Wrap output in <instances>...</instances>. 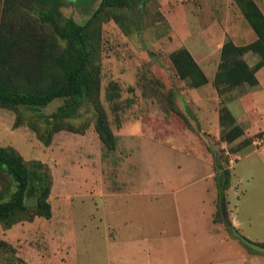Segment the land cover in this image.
I'll return each instance as SVG.
<instances>
[{"label": "rangeland", "instance_id": "obj_1", "mask_svg": "<svg viewBox=\"0 0 264 264\" xmlns=\"http://www.w3.org/2000/svg\"><path fill=\"white\" fill-rule=\"evenodd\" d=\"M98 2L66 0L62 16L83 23ZM135 11L138 29L113 20L100 29L98 93L115 136L113 150L100 141L86 103L70 120L83 132L61 130L49 145L28 120L43 123L62 99L19 108L18 127V111L0 107V146L46 164L52 178L50 218L0 225V264H144L146 244L163 248L161 264H185L186 255L213 263L217 255L210 249L218 242L208 237L214 230L210 189L226 170L232 213L264 208V109L245 102L226 106L225 91L218 93L212 81L223 20L232 13L226 0H146ZM208 21L220 23L217 32L197 37V26L204 29ZM191 43L209 57L204 70L210 83L197 88L179 76L170 57L189 51ZM112 88L118 94L110 91V99ZM220 107H228L243 129L230 143L220 137L226 131L216 121Z\"/></svg>", "mask_w": 264, "mask_h": 264}, {"label": "trees", "instance_id": "obj_2", "mask_svg": "<svg viewBox=\"0 0 264 264\" xmlns=\"http://www.w3.org/2000/svg\"><path fill=\"white\" fill-rule=\"evenodd\" d=\"M145 1L99 0L90 16L78 23L72 17L62 16L61 8L66 0H1L0 107L18 111L14 126L22 123L19 108L37 109L62 99L63 103L43 123L28 120L37 139L49 145L52 136L61 130L83 132L70 120L86 103L93 111L94 129L100 141L106 150H113L115 136L98 93L101 24L113 20L120 26L131 23L138 29L135 8ZM233 1L256 33V39L240 46L230 39L224 41L213 79L218 93L243 83L256 85L255 71L264 65V15L253 0ZM250 50L260 55V61L254 67H249L242 58ZM170 57L179 76L190 78L192 88L208 82L185 48L173 52ZM110 91L117 96L118 91L112 88L108 95L110 99ZM174 111L179 113L177 108ZM218 115L220 126L226 128L220 135L223 141L230 143L243 134L227 108L220 107ZM51 184L46 164L39 160L26 162L14 147L0 146V225L7 229L18 221H30L34 215L50 218L48 196ZM215 184L213 222L223 223L231 233L233 226L228 217L226 198L229 172L216 175ZM257 244L264 247V243ZM2 245L0 242V247Z\"/></svg>", "mask_w": 264, "mask_h": 264}, {"label": "crops", "instance_id": "obj_3", "mask_svg": "<svg viewBox=\"0 0 264 264\" xmlns=\"http://www.w3.org/2000/svg\"><path fill=\"white\" fill-rule=\"evenodd\" d=\"M231 1V2H230ZM256 5L259 7L261 12L264 15V0H253ZM233 3V4H232ZM226 9L232 10V13L226 11V18L223 20V38L219 42L220 48L222 47L225 38L228 37L235 45H246L253 42L256 39V33L249 25L243 14L241 13L238 6L235 4L233 0H226ZM244 19L246 22L244 23ZM215 22H217L215 24ZM218 21H208L205 25L206 27L203 29L204 25L197 26V37L207 36L208 38H212L213 33L217 32L219 27ZM218 36H216L217 38ZM210 40V39H209ZM191 45V48H189ZM188 46L189 52L192 57L195 59L197 64L201 66L204 70V62L209 61V57L207 53L198 50H192V43ZM242 58L248 64L249 67H254L260 61V55L254 51H247L243 54ZM218 63H216L214 68V73L212 77V81L214 79L215 72L217 70ZM207 63L206 66H208ZM212 71V72H213ZM206 75V73H205ZM208 83H210L209 77L206 75ZM255 77L258 81L256 85H249L248 83H243L239 86H236L230 90H227L224 94L225 97L229 99L226 106L228 104H233V106H237L238 103L241 104L246 108L251 106L252 108L256 107L258 109H264V65L259 67L255 71ZM248 100V101H247ZM250 104V105H249ZM228 108V107H227ZM230 111V110H229ZM231 113V111H230ZM219 114V113H218ZM232 114V113H231ZM235 120L237 118L232 114ZM217 123L219 122V115L216 118ZM207 176V175H206ZM232 188V185L228 187L226 190V198L228 201L227 210H228V217L232 224V226L236 229V231L243 237L247 238L251 242L254 243H264V208L263 207H256L251 212L246 213V206L245 208L242 207L240 209L239 217L235 216L232 213V209L229 207V200H228V193L229 190ZM209 189V186H208ZM210 192L213 195L209 200V203L213 205L212 214L210 216L211 224H213L212 232L208 233V237L210 241L218 242L217 245H213L210 251H213L215 256L214 262L209 263V259H207L204 263L198 262L197 257L194 256L191 261H189L188 255H186L187 260H184L185 264H264V253L257 252L248 246H246L243 242L239 240V238L234 235L232 232L229 235L222 226L218 223L220 222H213V215L215 212V202H213L214 198L216 199V184L211 186ZM211 207V206H210ZM249 211V207L247 208ZM243 226L254 227V231H244L242 228ZM149 242L152 240V237L148 238ZM116 243V242H115ZM114 246V243H112ZM222 245V247H220ZM163 251V248L160 245H150L146 244L144 246V264H161L162 262H158L160 259V253ZM207 252L209 250L207 249ZM219 258V260H218ZM221 258V261H220Z\"/></svg>", "mask_w": 264, "mask_h": 264}, {"label": "water", "instance_id": "obj_4", "mask_svg": "<svg viewBox=\"0 0 264 264\" xmlns=\"http://www.w3.org/2000/svg\"><path fill=\"white\" fill-rule=\"evenodd\" d=\"M231 231L234 235H236L239 240L241 242H243L246 246H248L249 248L257 251V252H261V253H264V247L263 246H260L254 242H251L250 240H248L247 238L241 236L234 227H231Z\"/></svg>", "mask_w": 264, "mask_h": 264}]
</instances>
